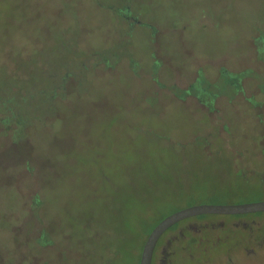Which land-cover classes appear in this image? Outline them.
<instances>
[{
	"label": "rangeland",
	"instance_id": "1",
	"mask_svg": "<svg viewBox=\"0 0 264 264\" xmlns=\"http://www.w3.org/2000/svg\"><path fill=\"white\" fill-rule=\"evenodd\" d=\"M5 97L0 264H120L135 190L264 200V0H0ZM261 215L183 220L156 264H264Z\"/></svg>",
	"mask_w": 264,
	"mask_h": 264
},
{
	"label": "trees",
	"instance_id": "2",
	"mask_svg": "<svg viewBox=\"0 0 264 264\" xmlns=\"http://www.w3.org/2000/svg\"><path fill=\"white\" fill-rule=\"evenodd\" d=\"M11 101H13V99H10L9 97H5L4 100L2 99V101H0V113L4 116L1 119V122L6 127H11L13 124H15L13 120L19 115L16 111L11 112L14 117L9 119L11 113H5V110L2 111L4 104L6 105V102ZM161 201L162 198L159 196V194L145 191V189L135 190L134 193L129 194V196L121 202V205L114 209L107 217V226L112 229V232L117 237L114 249L119 254L120 264H140L143 248L149 235L160 222H162L167 216L173 214L172 213L166 216L162 215V211L160 209ZM178 211L181 210H177L176 212ZM206 216L212 215H202L201 217ZM226 216L239 217L241 215ZM178 224H176V226H178ZM165 236L166 233L163 234L156 246L153 264H156L157 254L163 245V239Z\"/></svg>",
	"mask_w": 264,
	"mask_h": 264
},
{
	"label": "water",
	"instance_id": "3",
	"mask_svg": "<svg viewBox=\"0 0 264 264\" xmlns=\"http://www.w3.org/2000/svg\"><path fill=\"white\" fill-rule=\"evenodd\" d=\"M260 212H264V200L238 205H197L173 213L160 222L149 235L143 248L140 264H153L155 249L160 238L183 220L202 215H246Z\"/></svg>",
	"mask_w": 264,
	"mask_h": 264
},
{
	"label": "flooded vegetation",
	"instance_id": "4",
	"mask_svg": "<svg viewBox=\"0 0 264 264\" xmlns=\"http://www.w3.org/2000/svg\"><path fill=\"white\" fill-rule=\"evenodd\" d=\"M250 215V214H249ZM244 216V215H243ZM259 217H261V218H263V220H264V215H261V216H259ZM260 230V229H259ZM262 242L264 241V237H262ZM251 241H253L252 239H251ZM260 245L262 244V243H259ZM254 253V252H253ZM232 262V261H231Z\"/></svg>",
	"mask_w": 264,
	"mask_h": 264
}]
</instances>
